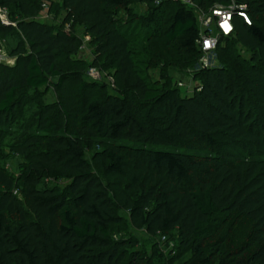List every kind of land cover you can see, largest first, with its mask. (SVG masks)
Listing matches in <instances>:
<instances>
[{"label":"trees","instance_id":"16d2710c","mask_svg":"<svg viewBox=\"0 0 264 264\" xmlns=\"http://www.w3.org/2000/svg\"><path fill=\"white\" fill-rule=\"evenodd\" d=\"M195 2L209 9L230 0ZM237 2L248 5L253 21L236 17L217 62L231 39L249 58L197 71L202 51L193 9L155 0H62L68 17L91 36L96 63L111 56L117 64L122 94L95 98L80 72L60 65L62 56L79 53L77 36L35 19L38 2L0 0L15 21L0 20V38L22 36L28 45L17 50L15 67L0 63V125H14L30 102L19 96L20 85L39 89L58 78L60 95L58 119L47 106L24 124L20 141L3 140L26 163L18 177L0 166V264H142L138 242L114 236L122 221L116 206L136 228L178 239L180 256L191 250L203 264H230L217 258L220 240L213 248L204 239L219 215L237 211L254 229L236 254L251 251L247 264H264V0ZM134 3L151 11L146 40L164 35L192 65L194 94L152 85L139 67L134 40L117 25L118 9ZM168 8L174 9L167 17ZM174 139L201 146L204 159L155 147Z\"/></svg>","mask_w":264,"mask_h":264},{"label":"rangeland","instance_id":"374dc122","mask_svg":"<svg viewBox=\"0 0 264 264\" xmlns=\"http://www.w3.org/2000/svg\"><path fill=\"white\" fill-rule=\"evenodd\" d=\"M31 1L33 3L38 2L41 5L39 14H37L35 19L47 23L53 30L73 33L79 40L81 46L79 53L71 57L62 56L60 58L61 67L66 72H80L87 84L95 89V98L122 94L120 81L115 82L117 64L112 60L111 56L100 57L98 59L99 62L96 63L98 57L96 56L91 36L86 34L84 27L68 17L67 12L60 7L62 0ZM173 9H167V17L172 13ZM118 10L117 18L119 23L117 25L134 40L130 47L138 52V65L144 70L149 82L156 86L171 85L173 87L178 82H182L183 86L179 87L182 95L190 96L194 94L198 85H196L193 73L189 72L192 65L184 60L185 56L179 53L176 46L170 43L164 35L146 40L147 35L149 36V32H151L146 25L151 15L150 8L145 4L134 3L131 5L130 10L126 11L121 8ZM9 18L12 22L14 21V17L10 16V14ZM137 35L140 37L137 38ZM23 44L28 47L22 36L0 38V63L15 67L17 58L21 54L17 50ZM224 48L226 49L224 50ZM26 49L29 51L28 48ZM237 55L248 59L250 53L238 42L233 43V39H231L223 43V50L220 52L218 62L222 66H227L229 63L234 62ZM218 62L216 58L215 63L218 64ZM177 65L184 66L185 69L179 68ZM17 76L20 77L19 70L17 71ZM57 82L58 78H52L49 84L39 89L26 88L20 85L19 96L28 97L31 103L28 102L23 108L18 109L19 117L14 125L10 127L0 125V166L14 177H18L21 173L22 166L26 163V158L17 151L13 152L8 145L20 141L26 133L24 124L30 125L47 106L52 107L50 114L58 119L57 110L60 108V95L56 89ZM34 130L36 131V129ZM4 139L8 144L7 146L3 145ZM155 147L192 154L194 158L201 161L207 153L199 145L198 147L196 145L191 146V144L188 145L178 139H174L168 145H156ZM246 153L248 152L243 151L240 156L245 157ZM92 154L93 152H90L88 156L91 158ZM59 183L61 186L65 184L64 182H50V185L56 186ZM116 212L121 216L122 221L120 225L113 227L114 236L118 238L121 236L134 238L138 242V250L143 252L142 264H203L191 250L180 256L178 239L168 242L170 236L148 235L144 229L136 228L132 224L127 211L116 206ZM253 229L254 223L246 215L237 211L228 212L216 218L211 228V234L206 236L204 240L206 241L205 243L212 245L213 248L216 247L215 243L217 240L222 242L217 258H226L230 264H247L251 251H246L242 255H238L236 252L250 240ZM208 250H210V246Z\"/></svg>","mask_w":264,"mask_h":264},{"label":"built area","instance_id":"2783aa9c","mask_svg":"<svg viewBox=\"0 0 264 264\" xmlns=\"http://www.w3.org/2000/svg\"><path fill=\"white\" fill-rule=\"evenodd\" d=\"M164 2L181 3L193 9L197 14L200 25L197 42L202 51V56L196 67L197 71L217 65L215 63L216 52L220 42L234 34L236 17L242 18L241 20L248 25H251L253 21L248 5L238 3L237 0H230L229 4H215L209 9L200 7L195 0H155V5L160 6ZM0 20L5 25H15L10 20L9 12L6 8L0 7ZM177 86L181 87L183 83L178 82Z\"/></svg>","mask_w":264,"mask_h":264}]
</instances>
